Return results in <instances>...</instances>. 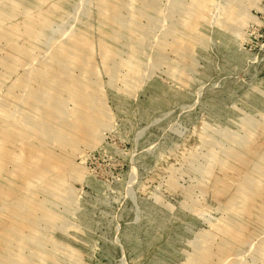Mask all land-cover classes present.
Returning a JSON list of instances; mask_svg holds the SVG:
<instances>
[{
	"label": "rangeland",
	"instance_id": "rangeland-1",
	"mask_svg": "<svg viewBox=\"0 0 264 264\" xmlns=\"http://www.w3.org/2000/svg\"><path fill=\"white\" fill-rule=\"evenodd\" d=\"M0 264H264V0H0Z\"/></svg>",
	"mask_w": 264,
	"mask_h": 264
}]
</instances>
